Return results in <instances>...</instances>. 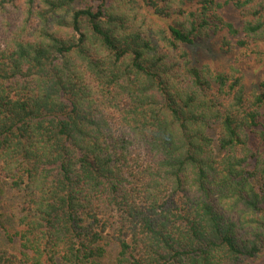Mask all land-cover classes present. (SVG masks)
Instances as JSON below:
<instances>
[{
    "label": "trees",
    "instance_id": "obj_1",
    "mask_svg": "<svg viewBox=\"0 0 264 264\" xmlns=\"http://www.w3.org/2000/svg\"><path fill=\"white\" fill-rule=\"evenodd\" d=\"M218 33L257 48L264 0H0V264L264 256V81L190 57Z\"/></svg>",
    "mask_w": 264,
    "mask_h": 264
},
{
    "label": "rangeland",
    "instance_id": "obj_2",
    "mask_svg": "<svg viewBox=\"0 0 264 264\" xmlns=\"http://www.w3.org/2000/svg\"><path fill=\"white\" fill-rule=\"evenodd\" d=\"M222 1V0H221ZM221 14L230 19H237V12L232 6L226 5ZM222 33L211 36L207 41L198 43L194 46L187 47L190 57H193L198 65H209L213 69H225L231 63H238L245 74V83L248 86L258 84L264 81V42L259 43L258 47H251L247 50H241L234 44L235 38L231 41L228 51L221 50ZM192 59V58H191ZM0 188L3 191L0 193V212L3 213V220L10 218L6 225V230L11 232L15 222L16 208L19 204L18 195L8 190V184L5 179L0 178ZM2 231V230H1ZM108 243L107 255L102 259V264H113L116 256V244L110 240ZM248 261H242L240 264H246ZM248 263L264 264V256L258 257L255 260H249Z\"/></svg>",
    "mask_w": 264,
    "mask_h": 264
}]
</instances>
